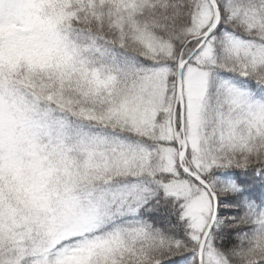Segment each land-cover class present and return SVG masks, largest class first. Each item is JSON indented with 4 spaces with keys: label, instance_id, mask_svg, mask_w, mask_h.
Segmentation results:
<instances>
[{
    "label": "snow or ice",
    "instance_id": "snow-or-ice-1",
    "mask_svg": "<svg viewBox=\"0 0 264 264\" xmlns=\"http://www.w3.org/2000/svg\"><path fill=\"white\" fill-rule=\"evenodd\" d=\"M0 264H264V0H0Z\"/></svg>",
    "mask_w": 264,
    "mask_h": 264
}]
</instances>
